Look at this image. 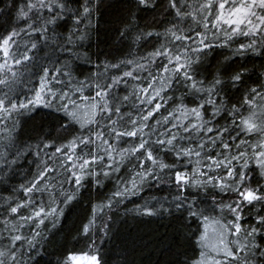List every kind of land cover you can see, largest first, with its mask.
I'll return each mask as SVG.
<instances>
[{"label": "snow or ice", "instance_id": "1", "mask_svg": "<svg viewBox=\"0 0 264 264\" xmlns=\"http://www.w3.org/2000/svg\"><path fill=\"white\" fill-rule=\"evenodd\" d=\"M107 2L109 0H83L79 8L71 7L69 0H24L22 5L14 4L13 0L7 2L6 7L14 9L17 20L23 24L11 26L0 34V86L7 89H0V124L7 128L6 122L11 119L9 132L15 131L18 117L42 107L53 110L56 125L69 135L58 137L54 128L52 132L44 133L34 147L25 144L23 150L17 149L14 153L19 158L28 152L37 168L32 179L21 185L29 197L22 203L10 204L6 212L20 213L25 204L32 211L20 215L23 223L15 228L17 234L4 237L9 247L0 248V264H25V258L30 264H40L43 254L37 238L43 239L42 231L49 224L55 227L64 213L81 201L82 190L90 191L93 187L101 190L110 177H115L116 188L95 208L90 206L91 219L82 226L83 233L93 230L99 219L104 235H108L113 222L108 212L112 208L140 195L146 188L167 186L170 189L168 196L152 197L154 202L146 201L134 210L147 216L180 212L186 213L184 219L191 223L201 221L202 225L197 226L196 243L202 251L191 264H241V254L243 264H264V211L257 210L251 222L244 220L245 208L249 212L257 205L264 208V183H261L264 180V83L256 81V86L249 85L245 62H241L249 52L264 56V0H203L191 4L188 0H168V8L173 10L170 15L176 22L169 20L167 24L171 27L165 25L162 33L141 31L137 13L158 11L164 7L163 3L130 0L128 15L116 30L121 40L132 38L134 33H137L136 41L145 36L164 37V43L146 59L152 63L156 57H164L167 62L162 60L155 73L149 71L147 79L150 82L146 87L139 86L138 90L119 96L116 90L120 85L130 84L126 78L140 80L141 76L123 70L105 77L108 67L97 64L94 72L80 80L73 76V69L67 62L57 66L56 62L50 61L40 66L38 88L32 89L30 97L19 99L15 93L17 81L32 66L36 55L33 50L37 49L36 40H30V45L21 52L17 43L21 33L25 36L38 33L41 43L55 41L62 21L73 20L76 29L82 22L87 27L95 15L94 10ZM4 11L0 8V12ZM186 17H191L194 24L202 25V30L195 31L192 24L182 27ZM185 32L189 34L184 35ZM218 33H223L222 39ZM73 37L83 40L86 33L72 32L59 47L79 58L66 47L73 42ZM236 37L245 39L237 40ZM172 41L179 43L172 44ZM217 42L221 47H231L233 43L236 47L225 57L226 63L211 73V80L205 83L194 74L192 63L206 59ZM87 62L91 63L90 60ZM122 63L144 67L132 60ZM16 65L20 67H14ZM110 67L115 69L119 65L111 64ZM161 72L168 76L160 77ZM158 77L166 79L169 87L176 77L179 83L193 90V94L205 93L202 102L187 109L194 121L181 123L174 118L175 109L165 108L167 115L161 113L153 123H148L161 109L162 102L170 98L160 94L161 88L156 86ZM233 91L240 93L236 103H232ZM221 94L226 101L217 103L215 98ZM157 97L159 101L153 103ZM124 103L134 111L122 112ZM205 104L212 106L210 115H206ZM225 112L230 117L228 124L217 127V117ZM253 133L255 140H249V134ZM125 137L138 139L125 141L127 146L114 155L117 148L109 141L119 143ZM8 139L11 142V135ZM217 147L220 151L213 152ZM161 152L171 153L174 157L171 163L165 162ZM193 157L197 158L194 170L182 169V161L191 164ZM13 163L15 160L0 156V165L10 168ZM252 163L255 168L250 167ZM126 164L131 171L125 178L119 174ZM253 173L260 180H254ZM209 185L220 193H232L236 198L229 196L227 202L224 199L217 202L213 197L212 208L204 209L187 192L190 188L207 189ZM34 193H47V199L41 195L37 204ZM97 211L103 215L97 217ZM29 221L32 222L29 226L31 238L20 232ZM40 225L44 229L32 230ZM209 252L214 255L210 256ZM78 259L77 254L68 253L61 264ZM89 259L91 264H104L99 253Z\"/></svg>", "mask_w": 264, "mask_h": 264}, {"label": "trees", "instance_id": "2", "mask_svg": "<svg viewBox=\"0 0 264 264\" xmlns=\"http://www.w3.org/2000/svg\"><path fill=\"white\" fill-rule=\"evenodd\" d=\"M7 2L8 0H0V8L5 9L4 12H0V34L5 33L11 26L23 24V21L17 20L16 11L6 7ZM158 2H162L164 5L160 10L137 13V23L141 31L162 33L165 25L171 27V25L167 24L169 20L176 22L173 16L170 15L173 10L168 8V0H158ZM188 2L189 4L199 3L203 2V0H188ZM13 3L22 5L24 0H13ZM69 3L71 7L79 8L83 0H69ZM129 10L130 0H109V2L94 10L95 15L91 24L87 27L82 22L79 29H76L73 27V20L62 21L57 28L55 41L48 40L45 43H41L38 33L30 36H25L21 33L20 37L17 38L20 51L23 52L25 46L30 45V40H36L37 49L33 50L36 55L32 66L17 81L15 93L19 99H23L25 96L30 97L32 89L34 87L38 88L40 66L47 65L50 61L56 62L57 66L67 62L69 67L73 69V76L80 80H84L86 75L94 72V66L97 64L108 67V72L104 74L105 77L120 74L123 70L133 71L134 76L139 74L141 76L140 80L126 78L130 80V84L128 86L120 85L119 89L116 90L119 96L131 92L133 89L138 90L139 86L146 87L150 82L147 79L149 71L155 73L164 57H156L152 63H149L146 58L154 49L159 48L164 43V37L161 36L157 39L155 36H145L140 41H136L135 35L137 33H134L132 38L121 40L116 30L121 27V21L125 20ZM188 24H192L195 31L202 30V25L194 24L191 17L184 19L182 27ZM74 31L86 33L85 39L79 40L73 37V42L66 44V47L71 48L72 52L79 58H74L71 53L61 51L59 47L65 41V38ZM183 34L188 35L189 33L185 32ZM192 34L194 35V32ZM218 36L222 39L223 33H218ZM208 39H212L211 34H209ZM235 39L244 40L245 38L236 37ZM178 43L179 41H172V44ZM185 43L189 42L186 41ZM171 46L170 44L169 47ZM235 47V43L231 47H221L217 42L216 46L208 52L206 59L193 61L192 69L196 77L204 80L205 83L211 80V73H215L217 68L222 67L226 63L225 57L231 55ZM88 60L91 63H88ZM128 60L142 64L144 67L138 68L135 64L122 63V61L126 62ZM164 62L166 63L167 61L164 60ZM241 62H245L249 85L256 86V81L264 83V56L249 52L242 58ZM111 64H118L119 68L113 69L110 67ZM14 67L19 68L20 66L16 65ZM167 76L168 73H160V77L166 78ZM156 86L161 88V95L170 98L162 102L163 106L149 119V124L153 123L161 113L167 115L165 108L169 111L175 109L174 118H178L181 123L188 124L190 121L195 120L187 109L195 107L197 102H202L205 93L193 94V90L179 83L176 77H173L171 87L168 86L166 79L158 77ZM0 89L7 91V89H3V86H0ZM151 91L152 89H149V92ZM85 94L88 93L86 92ZM231 94L234 97L232 103H236L240 93L233 91ZM215 99L217 103H220L221 100L226 101V97L223 94ZM157 101H159V97L153 103ZM181 104H183V108H181ZM204 108L207 110L206 115H210L212 106L205 104ZM121 111L134 110L130 108L128 103H124L121 105ZM52 112V109L37 107L32 113H25L20 116L15 131L11 132H9L12 124L11 119L6 122L7 128L4 124H0V156H7L9 160H15V163L10 168L0 165V248L6 249L9 247L8 240L4 237H8L10 234H17L15 228L23 223L19 219L20 215H26L32 211V208L25 204L21 208L20 213L11 214L6 212L10 204L22 203L26 197H29L30 194L23 192L21 185H26L32 179L37 168L33 156L28 152H24L19 158L14 153L17 149L23 150L25 144H31L34 147L44 133L52 132L54 128L58 137L69 135V133L58 128ZM229 120L230 117L226 112L221 113L217 117V127L222 124H228ZM9 135L12 138L11 142L8 139ZM255 138V133L248 136L249 140H255ZM135 139H138V137H125L119 143L110 140L109 143H112L117 148V153H114V155H118L120 148L127 146L125 141ZM173 143H176V141ZM184 143L187 144V141ZM77 151H79V148ZM217 151H220L218 147L213 149V152ZM160 155L168 163H171L174 159L171 153L161 152ZM192 159L193 163L191 164L182 161V169L192 172L197 158L193 157ZM250 167L255 168L256 165L252 163ZM201 170L207 171L205 168ZM129 171L131 169L126 164L119 175L126 178ZM253 177L254 180H260L256 173H253ZM40 183L42 184L43 181ZM104 183L105 187L101 190H97L95 187L90 191L82 190L81 201L75 203L71 210L66 211L55 227L49 224L48 228L42 231L43 239L37 238L42 246L41 251L43 254L40 264H61V261L68 253H74L78 257L85 258L99 253L104 264H191L192 260L199 257V252L202 249L199 248L196 240L198 236L197 226L198 224L202 225L201 221L191 223L184 219L186 213L182 214L180 212H175L171 215L166 213L163 216H147L141 215L134 210L137 205H142L146 201L154 202L152 197L161 198L168 196L170 189L167 186L146 188L140 195L130 197L121 206L112 208L108 212L113 221L110 223L111 231L108 235H104V229L100 227L99 219L93 226V230L88 234L83 233L82 226L91 219L90 206L95 208L99 201L106 196H110L116 188L115 177H110ZM261 183H264V180H261ZM187 194L193 197L200 207L207 210H210L213 206V197H215L217 202L221 199L227 202L229 196H232L233 199L236 198L232 193H220L218 189L213 188L211 185L207 189L190 188ZM41 195H43L45 200L47 199V193H34L37 204L40 203ZM257 210L264 211V208L257 205L251 212L248 211V208H245L246 216L244 220L251 222ZM107 211L105 209V212ZM96 215L99 217L103 213L97 211ZM45 223H48V221ZM31 224L32 222L29 221L27 225L20 228V232L29 236V238H31L29 230ZM41 229H44L43 225L32 230ZM200 230H203L202 227ZM89 236H91V240H89ZM25 247H27L26 243ZM17 259H19V256ZM240 259L241 264H243V254H241ZM25 264H30L27 258H25ZM69 264L75 263L69 262Z\"/></svg>", "mask_w": 264, "mask_h": 264}, {"label": "water", "instance_id": "3", "mask_svg": "<svg viewBox=\"0 0 264 264\" xmlns=\"http://www.w3.org/2000/svg\"><path fill=\"white\" fill-rule=\"evenodd\" d=\"M76 264H91V261H90V259H87V260H85V261H77V262H75Z\"/></svg>", "mask_w": 264, "mask_h": 264}, {"label": "rangeland", "instance_id": "4", "mask_svg": "<svg viewBox=\"0 0 264 264\" xmlns=\"http://www.w3.org/2000/svg\"><path fill=\"white\" fill-rule=\"evenodd\" d=\"M19 118H20V117H18V120H19ZM242 222H243V221H242ZM209 255H210V256H212V255H214V254H213V253H211V252H209ZM87 259H89V258H85V257H79V259H78V260H79V261H85V260H87ZM73 263H75V262H73ZM75 264H76V263H75Z\"/></svg>", "mask_w": 264, "mask_h": 264}]
</instances>
